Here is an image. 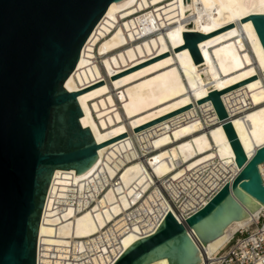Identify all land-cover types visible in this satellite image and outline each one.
<instances>
[{
    "label": "bare ground",
    "instance_id": "6f19581e",
    "mask_svg": "<svg viewBox=\"0 0 264 264\" xmlns=\"http://www.w3.org/2000/svg\"><path fill=\"white\" fill-rule=\"evenodd\" d=\"M257 13H264V0L111 2L64 82L68 91H79L81 125L102 143L206 96L195 62L180 47L182 32L206 34ZM197 46L215 89L264 70V51L249 19L203 38ZM245 97L254 107L237 113L236 101ZM221 100L250 156L264 144V75L223 92ZM237 170L221 122L204 100L100 146L93 164L80 174L55 169L38 241L49 250L47 258L55 247L81 250L86 242L95 244L94 235L113 222L107 231L114 229L120 252L152 233L165 212L180 219L188 208L205 203L204 196L229 182ZM69 193L88 198L71 206ZM59 201L66 203L61 209ZM263 207L231 222L205 246L196 244L199 263L235 232L250 227ZM103 260L97 255L91 264ZM148 264L168 262L163 258Z\"/></svg>",
    "mask_w": 264,
    "mask_h": 264
},
{
    "label": "water",
    "instance_id": "95a60500",
    "mask_svg": "<svg viewBox=\"0 0 264 264\" xmlns=\"http://www.w3.org/2000/svg\"><path fill=\"white\" fill-rule=\"evenodd\" d=\"M119 0H0V264H35L41 213L55 169L87 170L97 149L209 100L229 141L238 172L200 209L179 222L167 211L156 229L135 240L111 264H198L199 249L234 220L264 203L259 165L264 144L247 156L221 100L229 89L264 75L261 70L220 90L202 61L198 42L249 19L264 51V13L209 33L182 32L208 94L102 143L80 123L79 91L64 82L109 4ZM202 247V246H201Z\"/></svg>",
    "mask_w": 264,
    "mask_h": 264
},
{
    "label": "built area",
    "instance_id": "2783aa9c",
    "mask_svg": "<svg viewBox=\"0 0 264 264\" xmlns=\"http://www.w3.org/2000/svg\"><path fill=\"white\" fill-rule=\"evenodd\" d=\"M237 113L248 111L254 107L250 98L245 97L244 100L236 101ZM237 111V110H236ZM212 113V112H211ZM155 152L151 150L150 153ZM262 181L264 183V163L262 165V170H259ZM238 172V170H237ZM236 172V174H237ZM235 174V175H236ZM233 176V178L235 177ZM233 178L230 180L232 181ZM228 183L222 182L219 186L213 188L208 194L204 196L206 202L201 205L197 204L188 208L183 215L180 214V219H178L172 212L173 216L177 221L182 222L193 212L200 209L207 201L225 184ZM163 194L167 197L168 190L162 187ZM102 190L98 193V195ZM88 195L83 196H74L72 193L68 195V202L71 206H77V202L80 200L84 201ZM47 197V196H46ZM46 200V199H45ZM93 201L88 202L84 206L91 205ZM45 204V203H44ZM66 203L60 201L57 203L58 208H62ZM44 209V208H43ZM176 210V207H175ZM43 212V211H42ZM166 213V212H165ZM164 213V215H165ZM163 215V217H164ZM42 218V213H41ZM40 218V222H41ZM113 223V222H112ZM112 223L105 226L101 233H96L95 244L85 243V247L81 250L74 248L73 246H66L65 249H60L55 247L51 252L52 255L47 258V252L49 251L45 244L38 241L39 233L36 243V255H35V264H91L95 256L101 255L104 260L100 264H111L113 260L122 252L118 251V245L113 230H108ZM40 225V224H39ZM107 231V232H106ZM60 247V246H58ZM100 248V250H98ZM199 264H264V207L260 209L257 214V218L252 222V227H249L244 230H238L235 232L220 248H218L214 253L210 255L205 254V258L201 260Z\"/></svg>",
    "mask_w": 264,
    "mask_h": 264
},
{
    "label": "rangeland",
    "instance_id": "374dc122",
    "mask_svg": "<svg viewBox=\"0 0 264 264\" xmlns=\"http://www.w3.org/2000/svg\"><path fill=\"white\" fill-rule=\"evenodd\" d=\"M250 227H252V223H251ZM248 228H249V227H248Z\"/></svg>",
    "mask_w": 264,
    "mask_h": 264
}]
</instances>
